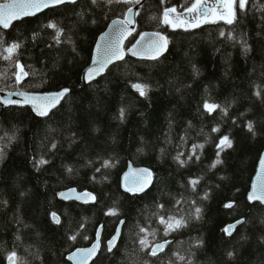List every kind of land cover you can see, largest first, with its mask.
<instances>
[{
	"label": "trees",
	"instance_id": "1",
	"mask_svg": "<svg viewBox=\"0 0 264 264\" xmlns=\"http://www.w3.org/2000/svg\"><path fill=\"white\" fill-rule=\"evenodd\" d=\"M193 2L146 0L137 33H164L168 52L156 60L128 56L90 84L82 73L98 36L135 2L79 0L0 27V92L71 89L47 117L0 99V264L13 251L16 264H72L68 255L91 246L101 225L103 246L93 264H264V205L248 200L264 151V0L237 4L232 24L164 23L166 9ZM53 22L63 29L59 43L48 27ZM12 43L20 48L6 60ZM17 61L28 72L20 83ZM136 84L146 86L145 95ZM206 103L220 107L209 112ZM225 135L232 146L221 150ZM217 158L222 163L212 167ZM130 164L153 171L147 192L123 190ZM69 188L94 193L96 203L59 199ZM160 217L185 224L167 231ZM242 219L233 235L225 233ZM122 220L120 242L109 251ZM145 235L153 245L170 244L153 256L139 243Z\"/></svg>",
	"mask_w": 264,
	"mask_h": 264
},
{
	"label": "snow or ice",
	"instance_id": "2",
	"mask_svg": "<svg viewBox=\"0 0 264 264\" xmlns=\"http://www.w3.org/2000/svg\"><path fill=\"white\" fill-rule=\"evenodd\" d=\"M64 2L65 0H7V2L5 3H0V26H2L3 28H8L11 26V23L14 20L22 19L24 16L34 15L36 11H40L42 8L48 7L50 4H62ZM72 2H75V0H72ZM93 2H95V0H93ZM111 2L112 0H109V3ZM137 2H139V0H137ZM247 3H248V0H219V3L217 5L208 7L206 5L202 6L203 0H195V2L191 5V7L187 8V12L188 13L199 12L200 13L199 16H196L193 20H180L178 23H176L169 19V13L170 12L175 13L176 8L166 9L163 13L164 23H171L173 27H185V26L199 27L201 22H204V23L209 22L208 17L209 15H211L214 18L225 20L228 24H232L236 17L237 4L239 8L243 9L247 6ZM217 9H221V10L217 11ZM130 22L131 21L129 20H125L123 22L114 21L113 24L119 23L120 24L119 31L121 32V34H124L129 31V29L127 28V25ZM48 27L56 30V36L54 38L59 43L60 37L63 35V29L58 28L55 22L49 24ZM148 36L149 34L145 33L143 36H141V40H144ZM161 41H163V43H161ZM166 43H167L166 37H160L159 34H154V38L148 40L147 46L144 49V51L156 53L158 55L161 52L162 48L166 47ZM19 48H20V45L18 43L10 44L6 49V52L8 53V55L4 56L3 58L6 60H11L13 58V55L18 51ZM97 52L98 53L100 52L99 46L97 47ZM134 54H138V53L134 52ZM113 58H116V59L122 58V51L119 49L118 46L114 49H105V56L103 58H100L98 56L97 60L93 61L94 65H98V67L89 68L87 70L86 78L90 80L94 77V75L99 74V72L102 71L104 67H106V65ZM152 58L155 59L156 56L154 55ZM16 67H17V71L13 73V76L15 77L16 83H20L24 77L28 76V72L25 71V66L19 63V61L16 62ZM135 87L138 89L141 95L146 94L145 85L136 84ZM0 91H2V89H0ZM68 91H69L68 89H63L60 92L52 93V94H48L44 96L22 94L24 95L23 103L32 104L35 111L39 115L46 116L48 115V112L51 110V108L55 107L56 104L59 103V101L65 96V94ZM257 95H259V93H257ZM4 103H21V101L4 99ZM204 107L207 111L213 112L220 106L216 104H212V103H206ZM123 115H124V111L123 109H121V112H120L121 118H123ZM248 129L250 131L253 130V124L251 122H249L248 124ZM214 131H219V129H214ZM231 146H232V141L226 135L220 139L219 144L217 145V147L220 148L221 150H223L224 148H230ZM199 147L202 148L203 146L200 145ZM196 150H197V146L194 145L192 148L193 155L196 154ZM198 158L199 157L197 156V159ZM188 159H191V156H189ZM177 160L181 164L185 163L184 160L180 159V156H177ZM39 163L45 164L47 163V161L41 159ZM110 163H111L110 161H105L104 166H109ZM219 163H222V161L219 158H217V160L213 163L212 167H215L216 164H219ZM261 168H262V174L261 176H258L257 178L259 183L258 185L253 187V192L249 198L253 200L259 199L261 201H264V161H262ZM139 175L140 177L146 176L148 182H150L152 174L148 169L140 170ZM131 182L134 185V187L128 188L129 191H133V190L143 191L144 187L147 186V183L143 179H138L136 178V176H133V179ZM197 183H198V180L194 179L191 181L193 188H195ZM127 186H128V176H125V187ZM72 191H75V190H72ZM61 195L64 196L65 194L61 193ZM84 197H91V199L93 200L95 199V197L92 196L90 193H85L80 198H84ZM232 206H233L232 203H228L225 205V207H228V208H231ZM160 207H163V205H161ZM200 212H201V209L197 207L195 209V215L197 216V218L199 217ZM110 214L115 215L116 210L115 209L111 210ZM53 219L55 220L56 223L60 222L59 218L55 215V213H53ZM160 222L166 225L167 231H173L176 228L182 227L185 224V221L182 218L177 220L172 217H170L168 220H165L164 217H160ZM242 222L243 221H237L236 224H239ZM236 224H231V225L226 226L224 229L225 233L227 235H231L232 232L236 228ZM141 231L144 233H148V229L146 228H142ZM71 239L75 240L76 237L72 236ZM115 242H116V237H114L113 240L109 242L110 248L115 246ZM139 243L144 248L151 247L150 254L155 256L158 254V252L164 250L168 242L165 241L164 243H156L153 245L151 241H149L148 236L145 235L144 237L140 239ZM98 246H99V242L93 245L92 248L78 250L77 252L73 253L72 256L69 258L75 260L76 264H86V262L90 260V258L95 254ZM177 255L180 260L184 259V257L179 256V254ZM229 255H232V254L229 253ZM8 260L10 261V264H16L17 255L14 251L9 254Z\"/></svg>",
	"mask_w": 264,
	"mask_h": 264
},
{
	"label": "water",
	"instance_id": "3",
	"mask_svg": "<svg viewBox=\"0 0 264 264\" xmlns=\"http://www.w3.org/2000/svg\"><path fill=\"white\" fill-rule=\"evenodd\" d=\"M79 0H75V2H72V0H65L64 3L62 4H50L48 7H44L42 8L40 11H36L34 15H28V16H24L22 19L24 18H28V17H35L37 15H40L46 11H49L51 9H55L57 7H60V6H63L65 4H73V3H76L78 2ZM143 2H145V0H143L141 3H139L138 5L132 7L129 9L128 13H127V16L125 19H121V18H117V19H114L113 21H111L109 23V26L108 28L98 36L97 38V41L95 43V46H94V49H93V54H92V58H91V61H90V64L84 69L83 73H82V81L84 84H90L94 81H96L98 78L104 76L108 70L111 68V66H113L114 64L118 63V62H121L123 60H125V58L129 55L133 58H137V59H143V60H156V59H159L161 58L163 55H165L168 50H169V47H170V42H169V39L166 35L160 33V32H154V31H142L140 32L138 35H137V38L136 40L134 41V43L127 48V43L128 41L131 39V37L133 35H135L138 31V27H139V11H140V6L143 4ZM34 11V10H33ZM22 19H18V20H14L12 23H11V26L14 22L16 21H20ZM125 20H129L131 21L128 25H127V28L129 29L128 32L124 33V34H121V32L119 31V28H120V24L117 23V24H113L114 21H117V22H123ZM10 26V27H11ZM2 27V26H1ZM8 27V28H10ZM3 28V27H2ZM8 28H4V29H8ZM145 33H148L149 36L146 37L144 40H141V36H143ZM154 34H159L160 37H166L167 38V43H166V47L162 48L161 52L157 55L156 53H151V52H146L144 51V49L146 48L147 46V43H148V40L154 38ZM161 43H163V41H161ZM100 47V52L98 53L97 52V47ZM119 47V49L122 51V58L121 59H116V58H113L107 65L106 67H104V69L102 71L99 72V74L97 75H94V77L92 79H87L86 78V74H87V70L89 68H96L98 67V65H94L93 61L94 60H97V57L99 56L100 58H103L105 56V49H114L116 47ZM135 53H138V54H134ZM156 56L155 59H153L152 57L153 56ZM63 89H68L69 91L65 94V96L59 101L58 104H56L55 107L51 108V110L48 112V115L46 116H41L39 115L32 104H26V103H23V100H24V95L22 94H29V95H38V96H44V95H48V94H52V93H57V92H60L61 90ZM61 90H58V91H46V92H28V91H20V92H10V93H1L0 94V98H1V101L4 105L6 106H12V107H29L33 110V112L37 115V116H40V117H47L49 116L54 110H56L62 103L63 101L66 99V97L71 93V89L69 88H63ZM4 99H11V100H15V101H21V103H4ZM262 161H264V151L262 152L261 154V157L259 159V162H258V165H257V168H256V173L253 177V180H252V184H251V189L249 191V194H248V200L250 203H255V202H258V203H261L264 205V201H261L259 199H256V200H253V199H250V195L252 194L253 192V187L258 185V176H261L262 174V168H261V165H262ZM143 169H148L150 172H151V179H150V182H148L147 180V177H140L139 173H140V170H143ZM125 176H128V186L125 187ZM133 176H136V178L138 179H143L146 183H147V186L144 187V190L143 191H129L128 188H133L134 185L132 184V179H133ZM154 184V177H153V171L148 168V167H145V166H134L133 164H130L127 171L123 174L122 178H121V186L123 188V190L127 193H139V194H142V193H145L147 192ZM72 190H75V191H72ZM61 193H64L65 195L62 196ZM85 193H90L92 196L95 197V199H91V197H84V198H80L83 196V194ZM58 198L63 200V201H76V202H79V203H82V204H94L96 203L97 201V197L94 193L92 192H89V191H79L77 188H70V189H67V190H63L61 192L58 193ZM58 218L59 216L57 214H55ZM60 220V218H59ZM239 221H243L242 220H239ZM237 222V221H236ZM236 222L232 223V224H236ZM241 223L239 224H236V228L235 230L232 232L231 235L234 234V232L236 231L237 227L240 225ZM231 225V224H229ZM123 227H124V220H122L119 225L117 226L116 228V232L115 234L112 236V238L110 240H108L107 244H108V248L110 251H113L119 244L120 242V239L122 237V234H123ZM103 231H104V226L101 225L97 231V234H96V239L95 241L93 242V244L91 246H88V247H85V248H78L76 249L75 251L71 252L69 255H68V259L69 261L72 263V264H76V261L73 260V259H70L69 257L72 256L73 253L77 252L78 250H81V249H89V248H92L93 245L97 244V242H99V246L95 252V254L90 258V260H88L86 262V264H93V262L97 259V257L99 256L100 254V251L102 249V236H103ZM116 237V242H115V246L111 247L109 246V242L111 240H113V238ZM168 243L166 244L165 248L163 251H165L169 244H170V241H167ZM164 243V242H162ZM163 251H160L158 253H161ZM8 264H10V261H8Z\"/></svg>",
	"mask_w": 264,
	"mask_h": 264
},
{
	"label": "flooded vegetation",
	"instance_id": "4",
	"mask_svg": "<svg viewBox=\"0 0 264 264\" xmlns=\"http://www.w3.org/2000/svg\"><path fill=\"white\" fill-rule=\"evenodd\" d=\"M219 3V0H203V5H206L208 7H212V6H215ZM176 8V12L175 13H171L170 14L173 16H177L178 18H183L185 16V12H183V10L181 9V6H178V7H174ZM221 9H217V11H220ZM200 13L199 12H196V13H188L187 12V19H191L193 20L196 16H199ZM208 19H218V18H214L212 17L211 15H209Z\"/></svg>",
	"mask_w": 264,
	"mask_h": 264
},
{
	"label": "rangeland",
	"instance_id": "5",
	"mask_svg": "<svg viewBox=\"0 0 264 264\" xmlns=\"http://www.w3.org/2000/svg\"><path fill=\"white\" fill-rule=\"evenodd\" d=\"M129 1H137V0H129ZM195 1V0H194ZM187 17V10L185 11V16L181 19V18H178L177 16H175V15H169V19L171 20V21H173V22H176V23H178L180 20H191V19H187L186 18ZM164 19V18H163ZM171 26H172V24L171 23H169Z\"/></svg>",
	"mask_w": 264,
	"mask_h": 264
},
{
	"label": "bare ground",
	"instance_id": "6",
	"mask_svg": "<svg viewBox=\"0 0 264 264\" xmlns=\"http://www.w3.org/2000/svg\"><path fill=\"white\" fill-rule=\"evenodd\" d=\"M107 247H108V244H107ZM109 249V248H108ZM69 260V259H68Z\"/></svg>",
	"mask_w": 264,
	"mask_h": 264
}]
</instances>
